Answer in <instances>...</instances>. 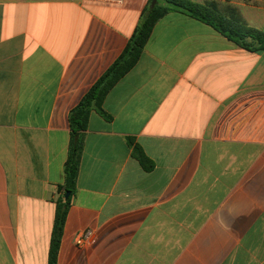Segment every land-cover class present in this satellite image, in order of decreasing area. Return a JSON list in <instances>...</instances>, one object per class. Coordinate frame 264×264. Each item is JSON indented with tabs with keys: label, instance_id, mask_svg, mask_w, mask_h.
<instances>
[{
	"label": "crops",
	"instance_id": "1",
	"mask_svg": "<svg viewBox=\"0 0 264 264\" xmlns=\"http://www.w3.org/2000/svg\"><path fill=\"white\" fill-rule=\"evenodd\" d=\"M218 2L264 32V0ZM148 3L0 0V264H48L69 114ZM103 109L57 264H264V51L169 13Z\"/></svg>",
	"mask_w": 264,
	"mask_h": 264
},
{
	"label": "trees",
	"instance_id": "2",
	"mask_svg": "<svg viewBox=\"0 0 264 264\" xmlns=\"http://www.w3.org/2000/svg\"><path fill=\"white\" fill-rule=\"evenodd\" d=\"M219 0H149L142 11L129 42L119 58L93 84L81 101L69 114L70 143L65 164L64 183L57 188L56 211L50 240L48 264H57L66 217L76 194V183L84 149L85 132L91 113L97 112L110 120L103 109V103L111 89L138 63L141 54L150 39L154 26L164 16L176 12L200 21L226 37L237 46L249 52L264 51V32L250 26L232 5L221 7ZM133 146V157L146 171L154 169V162L145 154L134 139L128 138Z\"/></svg>",
	"mask_w": 264,
	"mask_h": 264
},
{
	"label": "built area",
	"instance_id": "3",
	"mask_svg": "<svg viewBox=\"0 0 264 264\" xmlns=\"http://www.w3.org/2000/svg\"><path fill=\"white\" fill-rule=\"evenodd\" d=\"M85 2H89V3H97V4H102V5H106V6H121L124 4V0H83ZM86 235H82L78 238L77 240V244H82V242L84 241V237Z\"/></svg>",
	"mask_w": 264,
	"mask_h": 264
}]
</instances>
